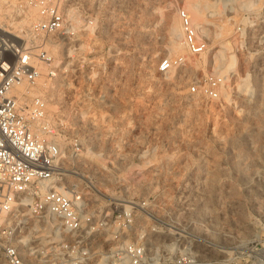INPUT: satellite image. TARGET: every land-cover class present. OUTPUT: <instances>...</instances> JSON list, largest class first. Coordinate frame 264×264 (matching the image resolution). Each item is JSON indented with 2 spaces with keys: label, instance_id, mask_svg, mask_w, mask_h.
<instances>
[{
  "label": "rangeland",
  "instance_id": "374dc122",
  "mask_svg": "<svg viewBox=\"0 0 264 264\" xmlns=\"http://www.w3.org/2000/svg\"><path fill=\"white\" fill-rule=\"evenodd\" d=\"M11 1L0 0L2 31L18 34L24 0ZM196 1L207 9L191 14L186 4ZM99 2L88 12L97 24L71 54H50L56 75L42 65L32 92L42 91L53 120L68 123L66 145L72 134L82 141L72 168L109 197L150 202L163 221L150 244L165 256L262 264L264 0ZM179 9L206 35L204 54H190ZM177 58L185 64L164 74L163 62ZM210 77L224 79L217 100L202 93ZM138 217V225H153V217Z\"/></svg>",
  "mask_w": 264,
  "mask_h": 264
},
{
  "label": "built area",
  "instance_id": "2783aa9c",
  "mask_svg": "<svg viewBox=\"0 0 264 264\" xmlns=\"http://www.w3.org/2000/svg\"><path fill=\"white\" fill-rule=\"evenodd\" d=\"M97 3L89 0L86 9L82 0H24L17 7L32 17L30 26L18 34L0 31V264H196L191 256H165L161 246H151L152 237L163 235V221L149 211L150 202L109 197L74 171L70 161L84 150L80 138L72 134L66 145L61 136L70 132L68 123L51 118L43 97L17 91L38 87L42 65L56 75L50 54L76 50L97 24L88 13ZM178 14L190 54H204L207 44L186 11ZM184 64L183 58L166 60L161 71ZM223 85V78L210 77L192 91L202 88L217 100ZM145 215L153 217L148 229L138 225ZM261 258L264 264V253Z\"/></svg>",
  "mask_w": 264,
  "mask_h": 264
},
{
  "label": "bare ground",
  "instance_id": "6f19581e",
  "mask_svg": "<svg viewBox=\"0 0 264 264\" xmlns=\"http://www.w3.org/2000/svg\"><path fill=\"white\" fill-rule=\"evenodd\" d=\"M14 0H12L11 2H13ZM190 1V0H189ZM192 1V0H191ZM10 2V3H11ZM7 3V2H6ZM5 3V4H6ZM13 3H16V2H13ZM201 3V2H200ZM4 5V4H3ZM3 5H0V11H2V7H4ZM187 6H186V9L188 10V11H190L191 12V14H193V13H196V14H200V12H202V9H204V8H206L207 9V5L206 4H199L197 1H196V3L194 2V3H189L188 2V4H186ZM13 6V5H12ZM17 7V6H16ZM15 7V8H16ZM12 8V7H11ZM17 9V11L16 12H18L19 14V16L17 17V19L19 18L21 21L19 22L21 25L19 26V27H28V26H30V23H31V21H32V17L30 16V15H26V16H23V15H21V11H20V9L17 7L16 8ZM15 9V10H16ZM5 10V9H4ZM12 10H13V8H12ZM8 12V11H7ZM10 12V11H9ZM10 14V13H9ZM12 14V13H11ZM14 14V13H13ZM15 14H17V13H15ZM190 14V15H191ZM192 16V15H191ZM202 18V17H201ZM22 22V23H21ZM200 23V22H199ZM16 24L17 23H14L13 25H15L16 26ZM2 27H5V26H3V23L0 21V29H1V32H3V33H6V32H9V30H6V29H4L3 31H2ZM196 30H197V32H198V34H199V37L200 36H206V35H202L201 33H200V31H199V29L197 28V27H195V26H193ZM16 28V27H15ZM17 29V28H16ZM24 29V28H23ZM176 29H172V34L173 35H176L175 33H176ZM17 32H21V29L20 30H17ZM203 33V32H202ZM56 50H59V49H54V51H56ZM53 51V52H54ZM235 65V64H234ZM227 66V65H226ZM218 68V67H217ZM229 68V67H228ZM222 73V72H221ZM41 82V81H40ZM43 87V86H42ZM37 88V87H36ZM35 88V89H36ZM35 89H33V90H28L26 87H25V85H23V86H21V87H19V88H17V91L18 92H20V93H22V94H25V96L24 97H35V96H38V94H40L41 92H40V90H37V91H35V93H32V92H34V90ZM41 89V88H40ZM42 90V89H41ZM43 96H44V93H43ZM39 97H41V95L39 96ZM46 99V98H45ZM49 104V103H48ZM50 110V109H49ZM52 116V115H51ZM59 143L60 144H63L62 143V140L60 139L59 140ZM91 156V155H90ZM70 182L71 183H75V181L73 180V179H70Z\"/></svg>",
  "mask_w": 264,
  "mask_h": 264
}]
</instances>
